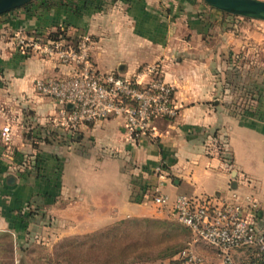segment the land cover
<instances>
[{
	"label": "crops",
	"instance_id": "crops-1",
	"mask_svg": "<svg viewBox=\"0 0 264 264\" xmlns=\"http://www.w3.org/2000/svg\"><path fill=\"white\" fill-rule=\"evenodd\" d=\"M133 1L127 12L124 8L134 20L130 27L106 19L108 9L94 12L91 7L97 0H37L38 5L17 7L16 14H7L9 20L0 21V214L6 221L5 229L15 232L19 240L32 236V230L47 216L61 227L76 223L93 229L126 215H155L148 201L133 194L137 187L154 181L151 167L160 157L169 168L164 189L170 193L204 192L205 187L195 185L198 169L203 174L214 172L230 189L244 192L247 173L233 158L229 120L241 123L252 118L224 111L217 102V83L210 78L213 70L205 68L208 74L204 80L201 74L194 76L196 69L202 71L200 64H195V55L183 54V50L178 55L175 45L180 44L179 39L168 42L167 13L162 14V8L169 0ZM179 1L181 19L189 14L192 24L197 3ZM150 12L156 15L151 23ZM112 15L115 19L121 16ZM96 16L97 22H92ZM66 25L72 26L71 30L67 27L71 34L77 29L81 35H91L88 54L97 70L131 73L144 63L162 61L164 76L174 85L178 107L175 116L155 119L154 138L124 139L120 119L112 116L78 124L74 129L51 123L55 103L35 92L32 82L36 77L62 75L70 64L58 63L33 48L21 52L13 33L44 35ZM190 29L191 34H197L193 25ZM189 61L196 69L186 66ZM5 127L11 133L8 144L1 138ZM211 127L224 134L229 162L204 151L205 132ZM111 150L118 155L109 157ZM124 154L128 156L124 158ZM111 157H123L125 169L119 162L117 168L108 170L107 177L102 163ZM214 189L220 194L221 185Z\"/></svg>",
	"mask_w": 264,
	"mask_h": 264
},
{
	"label": "rangeland",
	"instance_id": "rangeland-1",
	"mask_svg": "<svg viewBox=\"0 0 264 264\" xmlns=\"http://www.w3.org/2000/svg\"><path fill=\"white\" fill-rule=\"evenodd\" d=\"M97 1L91 8L99 13L108 9L109 16L107 15L106 19L111 23L114 19L119 24L121 21L130 27V23L134 22L131 19L132 15L128 13L129 16L131 15L128 17L126 14L128 8L133 5V0H121L120 3H115V0ZM195 2L197 4L192 11L195 21H191L190 25L189 21L192 19H189V14L181 19L180 11H183L181 1L169 0L165 10L162 8V14L167 13L165 37L169 38L168 42L171 39H175V42L180 40V44L175 45L179 49L178 55L182 54L181 50L183 54L191 52L195 55L192 56L195 64H200L199 68H202V71L194 67V62L189 61L186 64L187 67L193 65L196 69L194 76L201 74V79L204 80V75L208 74L205 68L213 70L210 78L217 83V102L224 111L235 116L252 118L241 123L235 119L229 120L230 144L235 162L247 173L242 189L263 200L264 20L223 11L207 4L204 0H195ZM36 3L37 0H33L27 6ZM124 8L127 9L126 12ZM17 11L18 8H14L9 12L6 11V14H0V21L9 20L6 19L7 14H16ZM113 12L121 16L115 19ZM154 15L150 12L148 18L150 23L153 22ZM96 18L97 16L91 18V21L97 22ZM192 25L193 31L197 32L195 35L189 31L192 30L190 29ZM71 41L75 42L74 39ZM71 41L63 42L67 44ZM223 135L217 128H208L203 141L204 151L210 150L212 155L220 158L227 157L228 150L220 152L219 148L214 150L212 147L218 144ZM107 155L117 156L118 152L111 150ZM123 156L125 158L128 154ZM124 158L106 159L102 163L105 175L108 177V170L117 168L119 162L125 169ZM127 160L125 159L126 162ZM202 162L199 163L201 168ZM87 168L82 171L87 172ZM200 171L201 169L196 171L195 185L205 187V190L192 195L214 196L216 194L214 188L218 184L221 185L220 194H229L228 184L223 182L219 175L214 172L203 174ZM163 191L170 199L175 195L166 191L164 187ZM18 219H21L20 215ZM119 219L123 221L117 224L116 228ZM5 222L0 214V264H179L175 253L190 239L188 229L175 220L151 214L122 216L93 229H85V225H76V223L61 227L54 224L56 222L47 216L40 226L32 230V236H26L21 240L17 238L15 232L11 234L5 229ZM112 226L115 227L113 232L106 233V230ZM194 246L213 261L212 249L208 245L196 240Z\"/></svg>",
	"mask_w": 264,
	"mask_h": 264
},
{
	"label": "built area",
	"instance_id": "built-area-1",
	"mask_svg": "<svg viewBox=\"0 0 264 264\" xmlns=\"http://www.w3.org/2000/svg\"><path fill=\"white\" fill-rule=\"evenodd\" d=\"M13 37L21 52L33 48L58 63L70 64L62 75L36 77L32 82L35 92L55 103L52 124L74 129L81 123L118 117L124 139L133 142L154 138L155 119L177 113L174 85L165 78L160 59L144 63L131 73L100 71L88 58L86 34L80 36L76 48L39 35L13 33ZM1 138L5 144L10 142L9 127L3 128ZM151 172L154 181L137 187L133 195L148 201L155 215L171 218L188 229L190 239L175 253L181 264H236L234 252L242 249L244 264H264V199L235 189L228 195L214 196L176 193L170 199L163 191L169 178L163 158L154 162ZM196 240L212 249L213 261L196 249Z\"/></svg>",
	"mask_w": 264,
	"mask_h": 264
},
{
	"label": "water",
	"instance_id": "water-1",
	"mask_svg": "<svg viewBox=\"0 0 264 264\" xmlns=\"http://www.w3.org/2000/svg\"><path fill=\"white\" fill-rule=\"evenodd\" d=\"M29 0H0V14ZM207 4L233 14L264 20V0H204Z\"/></svg>",
	"mask_w": 264,
	"mask_h": 264
},
{
	"label": "trees",
	"instance_id": "trees-1",
	"mask_svg": "<svg viewBox=\"0 0 264 264\" xmlns=\"http://www.w3.org/2000/svg\"><path fill=\"white\" fill-rule=\"evenodd\" d=\"M33 0H29V1H27V2H25L24 4H22V5H20V6H23V5H27L28 3H30V2H32ZM20 6H18V7H20ZM17 8V7H16ZM14 9V8H13ZM12 10V9H11ZM11 10H9V11H11ZM9 11H7V12H9ZM3 13H6V12H3ZM3 13H1V14H3ZM69 26V25H68ZM67 25L66 26H64V27H61L60 28V26H58V27H56L54 30H50V31H48L46 34H44V35H42L41 33H37V32H29V33H27V34H29V35H39V36H41V37H43V38H47V39H50V40H53V39H63L64 41H71L72 39H74V41L75 42H73V41H71L70 43H67V44H65V42H64V44L65 45H69V46H71V47H73V48H76V45H77V42H78V40H79V38H80V36H81V33H78V32H73L72 34L67 30V27H68ZM70 28V30H71V27L72 26H69ZM224 136V135H223ZM213 147V149L214 150H216V149H218L219 148V150L218 151H227L228 150V148H227V146L225 145V140H224V138L222 137V139H220L219 141H218V144H214V146H212ZM211 147V148H212ZM226 148V149H225ZM207 152H210V150H206ZM224 151V152H225ZM228 154H229V151L227 152ZM225 158H221L222 160H224L225 162H229V155L226 157V156H224ZM123 221V219H119L118 221H117V223H116V225H115V227L117 228V224H119V223H121ZM115 227H111V228H109L108 230H106V233H111V232H113V228H115ZM105 234V233H104ZM234 254H235V256H236V264H244V249H242V250H237L236 252H234ZM178 260V262H179V264H181V262H180V260L179 259H177Z\"/></svg>",
	"mask_w": 264,
	"mask_h": 264
}]
</instances>
